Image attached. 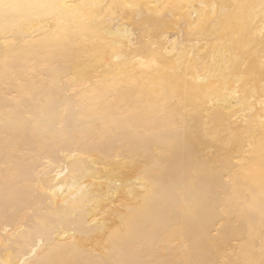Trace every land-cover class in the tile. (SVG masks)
<instances>
[{
  "label": "bare ground",
  "instance_id": "bare-ground-1",
  "mask_svg": "<svg viewBox=\"0 0 264 264\" xmlns=\"http://www.w3.org/2000/svg\"><path fill=\"white\" fill-rule=\"evenodd\" d=\"M18 2L0 264H264L261 0Z\"/></svg>",
  "mask_w": 264,
  "mask_h": 264
},
{
  "label": "snow or ice",
  "instance_id": "snow-or-ice-1",
  "mask_svg": "<svg viewBox=\"0 0 264 264\" xmlns=\"http://www.w3.org/2000/svg\"><path fill=\"white\" fill-rule=\"evenodd\" d=\"M49 7L53 6L47 4L18 2V0H10V2H6V0H0V17L7 18L13 13H19L23 10ZM260 10L262 13V19H264V0H261ZM261 34L264 35V28L261 29ZM262 103H264V101H262Z\"/></svg>",
  "mask_w": 264,
  "mask_h": 264
}]
</instances>
